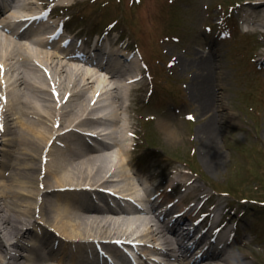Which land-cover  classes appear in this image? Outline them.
<instances>
[{
	"label": "bare ground",
	"instance_id": "obj_1",
	"mask_svg": "<svg viewBox=\"0 0 264 264\" xmlns=\"http://www.w3.org/2000/svg\"><path fill=\"white\" fill-rule=\"evenodd\" d=\"M19 1L26 8L32 0ZM255 2L261 3L255 7L264 6V0ZM0 3L8 5L9 0H0ZM13 17H17L16 21L22 18L11 7L0 17V29H5V24L9 26L8 22L15 24ZM257 17H264V13ZM45 33L47 31H36L34 35L41 39ZM14 34L0 33V264H88L81 254L88 252L97 261L101 257L96 250H100L98 244L107 242L104 246L107 249L109 243L115 245L113 242L118 239H142L147 245L144 247L158 254L165 251L156 244L175 250L172 243L177 241L170 232L174 234L176 228L167 227L163 217L155 214L153 205L147 211L142 207L122 214L114 210L118 205L126 207L123 206L128 202L125 199L131 194L139 196V184H142L140 175L134 171L132 154L124 144L131 138L128 135L132 122L119 114L125 107L126 95L122 88L128 93L135 84H125L113 72L105 81L97 77L98 70L90 65L86 69L70 62L71 59L56 60L61 58L60 48L44 50L39 46L36 49L23 42L22 38L28 34L20 39ZM26 38L35 45L41 43L40 39ZM71 48L79 53L82 46ZM68 53L65 51L63 57ZM214 57L202 54L195 60L182 56L176 60L182 69L196 66L200 70L189 85L199 113L197 137L204 148L216 153L214 160L207 159L208 166L219 164L222 158L218 147L219 129L215 124L219 113L214 105L213 85L219 86L223 79L215 69ZM120 61L121 58L116 59L117 64ZM114 62L111 65L117 66ZM43 66L46 71H42ZM108 84L113 85L107 87ZM108 96L111 103L107 102ZM108 121L111 127L106 126ZM169 123L163 122L171 127ZM85 137H94L101 144L98 148L91 146L84 142ZM108 138L115 139L114 144L107 141ZM170 175L172 177V172ZM185 177L178 171L172 179L175 184L182 182L189 188L186 196L196 197L195 181ZM89 192L99 194L92 197ZM164 192L169 203L173 194ZM117 193L124 201L116 197ZM145 196L150 201L148 195ZM137 199L144 201L142 194ZM97 203L108 206L109 211L93 207ZM182 204L177 202L180 209L174 212L188 206L187 202ZM191 207L194 212L197 210L195 204ZM166 215H169L167 211ZM187 215V212L181 215V220H187ZM202 222H197L196 229ZM41 226L44 229H40V234H32ZM190 235L197 248L200 239L195 238L194 231ZM210 235V230L205 231V236ZM24 237L32 238L26 242L30 246L22 242ZM55 241L60 243L58 247ZM54 247L60 255L54 254ZM117 248L110 247L109 253L121 255ZM29 249L31 254L26 253ZM104 256V264H114ZM217 258V262L209 264H246L249 260L246 254Z\"/></svg>",
	"mask_w": 264,
	"mask_h": 264
},
{
	"label": "rangeland",
	"instance_id": "obj_2",
	"mask_svg": "<svg viewBox=\"0 0 264 264\" xmlns=\"http://www.w3.org/2000/svg\"><path fill=\"white\" fill-rule=\"evenodd\" d=\"M252 1L257 0H61L74 4L69 9L74 18L68 28L78 36H94L116 21L115 26L109 27L114 30L110 39L131 36L130 46L138 43L157 78L152 83L159 80L163 87L162 92L155 87L149 98L150 83L136 84L127 93L125 107L119 113L125 120L130 118L132 129L144 136L136 153L155 151L153 157L132 153L137 163L148 165L149 160L150 166L177 167L186 179L195 181L200 189L195 191L198 196L209 191L214 199L209 205L214 206L217 199L221 211L228 208L230 225L237 230L238 239L228 253L246 254V264H264V69L259 67L260 53H255L260 50L264 56V17H257L264 13V6L255 7L261 4L257 3L253 7ZM35 8L38 7L31 5L26 9L19 5L15 10ZM222 12L231 21L218 26L217 17ZM250 13V22L246 23V14ZM208 25L212 29H206ZM218 30L223 32L217 35ZM23 42L29 46L28 39L23 38ZM202 54L215 56V69L223 79L219 86L213 85L222 158L212 166H208L207 159L214 160L216 153L204 148L197 137L199 113L189 85L200 70L169 63L174 56L178 61L181 56L195 60ZM104 74L97 77L106 81ZM110 97L107 102L111 103ZM207 111L211 113L208 107ZM189 113L194 114V119L186 118ZM150 115L155 118H147ZM164 121L172 126H166ZM106 126L111 127L109 121ZM40 229L44 227L32 234H40ZM31 240L22 238L23 243ZM26 253L31 254V250ZM54 254L60 252L56 250Z\"/></svg>",
	"mask_w": 264,
	"mask_h": 264
},
{
	"label": "snow or ice",
	"instance_id": "obj_3",
	"mask_svg": "<svg viewBox=\"0 0 264 264\" xmlns=\"http://www.w3.org/2000/svg\"><path fill=\"white\" fill-rule=\"evenodd\" d=\"M0 67H2V66H0ZM188 119L192 120V119H194V117L189 116Z\"/></svg>",
	"mask_w": 264,
	"mask_h": 264
}]
</instances>
